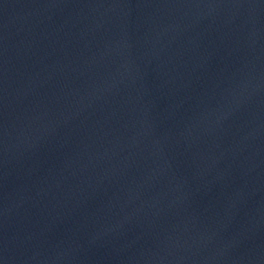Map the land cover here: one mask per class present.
Instances as JSON below:
<instances>
[{"label": "water", "instance_id": "95a60500", "mask_svg": "<svg viewBox=\"0 0 264 264\" xmlns=\"http://www.w3.org/2000/svg\"><path fill=\"white\" fill-rule=\"evenodd\" d=\"M132 67L264 128V0H20Z\"/></svg>", "mask_w": 264, "mask_h": 264}]
</instances>
